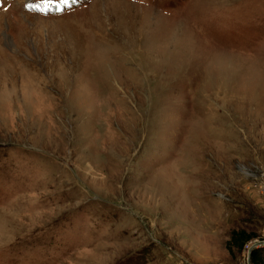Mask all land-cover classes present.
Wrapping results in <instances>:
<instances>
[{
    "label": "rangeland",
    "instance_id": "rangeland-1",
    "mask_svg": "<svg viewBox=\"0 0 264 264\" xmlns=\"http://www.w3.org/2000/svg\"><path fill=\"white\" fill-rule=\"evenodd\" d=\"M257 242L264 0H0V264H252Z\"/></svg>",
    "mask_w": 264,
    "mask_h": 264
},
{
    "label": "trees",
    "instance_id": "trees-1",
    "mask_svg": "<svg viewBox=\"0 0 264 264\" xmlns=\"http://www.w3.org/2000/svg\"><path fill=\"white\" fill-rule=\"evenodd\" d=\"M255 238V233L248 232L245 229H236L232 231L231 237L227 243L231 252L234 249L243 250L245 246ZM252 264H264V246H256L252 249Z\"/></svg>",
    "mask_w": 264,
    "mask_h": 264
},
{
    "label": "built area",
    "instance_id": "built-area-1",
    "mask_svg": "<svg viewBox=\"0 0 264 264\" xmlns=\"http://www.w3.org/2000/svg\"><path fill=\"white\" fill-rule=\"evenodd\" d=\"M260 245H261V243L257 242V243H255L254 246L256 247V246H260Z\"/></svg>",
    "mask_w": 264,
    "mask_h": 264
},
{
    "label": "water",
    "instance_id": "water-1",
    "mask_svg": "<svg viewBox=\"0 0 264 264\" xmlns=\"http://www.w3.org/2000/svg\"><path fill=\"white\" fill-rule=\"evenodd\" d=\"M251 253H252V249H251V251L249 252V260H250V258H251Z\"/></svg>",
    "mask_w": 264,
    "mask_h": 264
},
{
    "label": "snow or ice",
    "instance_id": "snow-or-ice-1",
    "mask_svg": "<svg viewBox=\"0 0 264 264\" xmlns=\"http://www.w3.org/2000/svg\"><path fill=\"white\" fill-rule=\"evenodd\" d=\"M31 8V6H29Z\"/></svg>",
    "mask_w": 264,
    "mask_h": 264
}]
</instances>
